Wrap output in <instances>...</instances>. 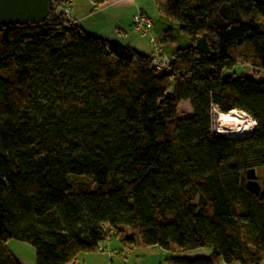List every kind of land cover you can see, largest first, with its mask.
I'll return each instance as SVG.
<instances>
[{
	"label": "trees",
	"instance_id": "obj_1",
	"mask_svg": "<svg viewBox=\"0 0 264 264\" xmlns=\"http://www.w3.org/2000/svg\"><path fill=\"white\" fill-rule=\"evenodd\" d=\"M154 1L189 38L162 32L177 48L162 67L62 14L0 27V264H21L10 241L73 264L111 239L210 252L170 264L264 262V199L247 190L264 168V0ZM238 65L251 75H226ZM215 109L256 127L214 133Z\"/></svg>",
	"mask_w": 264,
	"mask_h": 264
},
{
	"label": "crops",
	"instance_id": "obj_2",
	"mask_svg": "<svg viewBox=\"0 0 264 264\" xmlns=\"http://www.w3.org/2000/svg\"><path fill=\"white\" fill-rule=\"evenodd\" d=\"M67 1V0H65ZM106 2L98 7L91 0H73L69 5L64 4L62 11L68 8L70 18L79 21L82 29L94 37L106 40L122 47H130L137 52L155 58L154 46L149 37H143L133 26L132 20L138 13L148 15L153 21L152 36L158 41L161 34L172 25L158 13L154 0H105ZM65 12V11H64ZM182 48L177 42V48ZM177 48L161 46V56L168 65L171 63V56ZM133 248V247H132ZM138 248V247H137ZM140 248H144L143 246ZM85 259L79 256L73 264H80ZM224 264V263H221ZM261 264H264L261 263Z\"/></svg>",
	"mask_w": 264,
	"mask_h": 264
},
{
	"label": "rangeland",
	"instance_id": "obj_3",
	"mask_svg": "<svg viewBox=\"0 0 264 264\" xmlns=\"http://www.w3.org/2000/svg\"><path fill=\"white\" fill-rule=\"evenodd\" d=\"M72 2L73 0H67L64 2V4L66 3L67 5H69ZM105 2L106 1H104V3ZM67 10L68 8H65L64 11ZM64 11H62L61 8H57L53 14L55 16H58L64 14ZM170 24L173 25L172 28L175 37H177L178 44L182 45V47H186L189 44V38L180 32L178 25L174 23H170ZM147 37H149L151 44L154 46L155 61H160L161 65L165 66L166 63L163 60V57L161 56L162 51L160 47V42L156 38H154L152 34L151 36H147ZM152 38L156 40L155 43L152 42L151 40ZM185 42H187V44H184ZM248 69L249 68H244L243 66L238 65L233 71L226 72V75L241 77L244 73L248 71ZM251 73L252 72H247V75H251ZM218 114L219 112L215 109L212 116L213 128L214 130L220 132V124L215 122V120L218 118ZM178 116L181 119L190 118L192 116V110L188 103H182L179 106ZM223 136L231 137V138L233 137V139L238 138L228 134H225ZM249 136L240 137L238 139L246 138ZM256 172L258 176V182L262 186L264 182V168H260ZM139 246L142 247L140 243L138 245L132 246L133 248L129 246H123L118 240L111 239L102 245L100 252L92 253V254H82L81 256L83 259H85L86 264H170L169 261L170 258L175 257L176 255L172 251H162L158 248H146V247L139 249ZM7 247L9 251L12 253V255L21 264H35V258H36L35 250L31 246L18 241H10L7 244ZM209 255L210 252L208 250L201 249L196 251L182 252L176 256L189 258V259H196V258H205L208 257ZM78 261L80 262V264H83L81 259H79Z\"/></svg>",
	"mask_w": 264,
	"mask_h": 264
},
{
	"label": "water",
	"instance_id": "obj_4",
	"mask_svg": "<svg viewBox=\"0 0 264 264\" xmlns=\"http://www.w3.org/2000/svg\"><path fill=\"white\" fill-rule=\"evenodd\" d=\"M57 0H0V27L38 26L57 9ZM247 190L264 199V182H258L256 170L247 173Z\"/></svg>",
	"mask_w": 264,
	"mask_h": 264
},
{
	"label": "bare ground",
	"instance_id": "obj_5",
	"mask_svg": "<svg viewBox=\"0 0 264 264\" xmlns=\"http://www.w3.org/2000/svg\"><path fill=\"white\" fill-rule=\"evenodd\" d=\"M215 122L220 124V133L222 135L228 134L238 138L249 136L256 127L255 121L237 111L229 114L219 113Z\"/></svg>",
	"mask_w": 264,
	"mask_h": 264
},
{
	"label": "built area",
	"instance_id": "obj_6",
	"mask_svg": "<svg viewBox=\"0 0 264 264\" xmlns=\"http://www.w3.org/2000/svg\"><path fill=\"white\" fill-rule=\"evenodd\" d=\"M62 15L65 18L67 17L66 19H68L69 21L76 22L75 20L70 18V13L68 11H65L64 14H62ZM76 23H80V22L77 21ZM132 23H133V26L135 27V29L138 30L142 36H146V37L151 36L152 29H153V21L151 20V18L148 15L143 14V13H138L137 15H135L133 17ZM151 40L154 43L156 41L153 38ZM154 61H155V59H154ZM155 64L162 67L160 61H155ZM213 132L222 135L219 131L214 130V128H213ZM229 138H231V137H229Z\"/></svg>",
	"mask_w": 264,
	"mask_h": 264
}]
</instances>
